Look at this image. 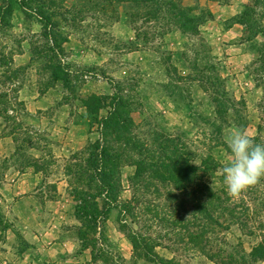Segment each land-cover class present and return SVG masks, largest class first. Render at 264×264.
Listing matches in <instances>:
<instances>
[{"label":"rangeland","instance_id":"374dc122","mask_svg":"<svg viewBox=\"0 0 264 264\" xmlns=\"http://www.w3.org/2000/svg\"><path fill=\"white\" fill-rule=\"evenodd\" d=\"M155 1L161 4L163 0ZM2 2L11 7L8 10L7 4L0 5V136L9 144L6 154L0 159L1 183L8 171L25 174L33 170L21 169L23 160L32 157L47 165L49 171L37 174L36 184L39 187L35 192L39 195L47 191L49 196L54 197V190L65 182L66 187L62 190L70 195L63 173L65 161L98 141V122L108 115L107 111L101 112L97 119L90 115L83 106V102L90 98L85 100L87 94L126 98L134 109L133 123L142 127V135L153 131L171 134L180 146L183 145L180 149L188 156L192 166L212 172L221 169V162L228 157L226 151L230 150L225 138L231 127L242 122L236 115L243 112V104L232 103L230 97H222L226 92L224 71L227 65L216 56L217 46L205 38L207 31L204 26L200 27L198 36L187 37L169 25L171 17L159 14L147 18V14L158 9L157 3L133 5L127 0H0ZM253 2L258 9L262 5L264 8V0ZM173 4L190 10L192 17L204 19L206 23L211 18L210 10L204 9L202 5L206 7V4L200 0H174ZM255 19L262 24L264 11L255 13ZM26 54L28 60L20 59L21 64L26 62L24 67L15 69V58ZM84 60L90 63V68L81 65ZM249 71L264 87L261 65L255 63ZM22 93H28L30 98L38 94L47 101L48 110H37V118L46 115L51 121L56 119V122L66 125L69 130L70 126L83 127L86 123L87 136L84 139L75 136L63 139L54 127L41 132L43 125L41 128L38 123L36 127L32 125L24 99L21 100ZM158 97L167 102L160 106L156 100ZM29 102L33 103V100ZM226 102L228 105L222 109L221 105ZM28 107L33 111L32 106ZM85 111L86 115L82 113ZM261 112L264 115V106H261ZM173 124L175 128L171 130L169 126ZM218 172L220 174L211 181L214 187H210L219 189L217 214L225 218L227 222L221 223L231 230L229 234L220 235L216 246L224 252L232 247L241 257L242 249L249 252L260 244L264 235V185L261 182L241 199L234 200L227 195L223 174ZM133 173V168H123V202L132 198L128 180ZM206 186L205 183L201 185L203 189ZM160 192L162 199L157 201L158 206L160 211H165L167 201L171 199L165 198L166 192L162 189ZM176 196L183 202L196 199ZM148 199L146 196L145 200ZM74 207L76 210L77 205ZM190 207L187 204L186 210L188 208L189 211ZM112 214L103 230L111 246L107 251L109 264H118L116 259H123L124 254L130 257L129 260L123 259L126 264H133L132 247L116 235L122 241L119 251L107 238V233L111 238L114 230L119 229L118 213ZM228 215L242 220V223L229 220ZM141 218L143 234L150 235V231L146 233L144 230L147 218ZM80 229L78 223L74 227L75 238ZM152 232L154 238L157 235V238L163 237L168 232V226L155 224ZM176 232L180 233L178 229ZM216 232L220 233L218 229ZM172 242L175 243V239ZM163 244L168 245L166 242ZM158 252L161 257L175 259L182 264H211L182 250ZM223 258L221 256L220 260Z\"/></svg>","mask_w":264,"mask_h":264},{"label":"trees","instance_id":"16d2710c","mask_svg":"<svg viewBox=\"0 0 264 264\" xmlns=\"http://www.w3.org/2000/svg\"><path fill=\"white\" fill-rule=\"evenodd\" d=\"M173 1L163 0L160 4L155 0H127L133 5L157 3L158 9L147 14V18L159 14L166 15L171 17L168 20L169 25L184 36H198L200 27L204 26L206 21L192 17L190 10L180 8L173 4ZM10 7L9 5L8 10ZM240 21L251 30V40L260 35L264 38V27L255 19V11L244 14ZM256 51L259 53L257 64L264 69V47ZM255 81L257 83L256 78ZM257 85L264 93V87L258 83ZM224 93L221 94L222 97H230L227 92ZM225 105H228V102L221 105L222 109H225ZM83 106L96 119L100 118L101 112L108 113L106 118L98 122L100 130L98 141L90 143L82 152L65 161L63 168L70 197L77 205L74 216L81 225L77 240L83 250H91L93 261L101 264L110 263L107 251L111 246L103 230L112 213L117 212L119 230L132 247L133 264L135 262L182 264L175 259L163 258L158 252L175 253L178 250L184 251L185 254L190 252L193 257L204 258L211 264L264 263V235L260 244L249 252L242 249L241 257L236 255V250L232 247H229L228 252H224L216 246L220 235L229 234L231 230L224 225L227 222L225 218H220L217 214L220 202L219 189L210 187V185L214 187L211 181L219 169L212 172L192 166L188 156L180 149L183 145L180 146L171 134L153 131L149 135H142V127L135 126L131 119L134 109L130 101L122 96L115 95L113 98L91 96L83 102ZM261 106H264V99ZM236 117H239V122L242 121L240 114ZM240 124L242 125V122ZM23 163L21 166L23 171L30 168L35 174L49 172L47 165L40 164L39 160L32 157L23 160ZM124 167L134 169L133 176L128 180L129 191L132 194L128 202L121 199L124 191L122 183ZM202 183L208 187L203 189ZM161 189L166 192L165 198L171 199L167 201L165 211H160L157 202L162 199ZM192 190L195 192L192 193ZM53 193H58L57 188ZM176 194L187 199L191 197L196 199L183 202L179 201ZM146 196L148 200H145ZM147 203L150 204L142 209ZM187 204L191 206L189 211L188 208L186 210ZM141 217L147 218L145 223L148 228L144 227V230L146 233L150 231L151 236L143 234ZM228 218L242 223V220L234 218L233 215H228ZM221 221H224V224ZM155 224L168 226V232L163 237L157 238V234H154L157 235L155 238L152 237V227ZM176 229L180 233H177ZM217 229L220 233L216 232ZM174 239L175 243L172 242ZM221 256H224L223 260H220ZM116 261L118 264L127 263L123 259Z\"/></svg>","mask_w":264,"mask_h":264},{"label":"crops","instance_id":"0c3cea01","mask_svg":"<svg viewBox=\"0 0 264 264\" xmlns=\"http://www.w3.org/2000/svg\"><path fill=\"white\" fill-rule=\"evenodd\" d=\"M200 2L206 4L207 8L201 5L204 9L210 10L211 16L204 25L207 31L204 36L207 41L217 46L216 56L221 57L227 65L224 71L225 90L235 103L243 104V112L240 113L242 126L239 123V126L231 127L228 132L230 134L243 129L256 143H264V115L260 109L264 93L249 71L259 59L256 49L264 47V38L260 35L251 40V30L240 21L246 13L264 11L263 5L258 9L253 0H200ZM1 4L9 6L7 2ZM261 25L264 27V22ZM21 58L28 60L29 56L26 54L15 58V69H21L26 64V62L21 64ZM81 63L83 67H91L87 60ZM22 94L21 100L24 99L32 125L38 123L40 128L43 125L44 129L41 132L54 127L63 139L70 136L84 139L87 136L86 123L83 127L68 125L69 130L66 125L56 122V119L51 121L46 115L37 118V110H48L47 101L38 94L34 98H30L28 93ZM91 95L87 94L85 100ZM30 100H33V103L28 104ZM156 100L160 106L167 102L162 97ZM28 105L32 106L33 111ZM82 113L86 115L87 112ZM165 113L171 116L170 113L166 111ZM53 122L56 124L52 125ZM169 127L171 130L175 128L174 124ZM8 146L9 144L0 136V159L6 154L5 149ZM226 152L228 157L225 162H221L219 169L222 174L223 166L231 159L230 150ZM219 174L218 172L216 175ZM37 177L33 170H28L25 174H18L12 170L8 171L3 182H0V264H101L93 261L91 250H83L77 237L75 238L74 227L78 224L74 216L75 203L70 195L62 190V187H66L65 182L60 184L61 187L57 189L58 193L54 194V197L49 196L45 189L38 195L35 192L38 186ZM114 232L115 236L111 235L112 239L108 233L106 235L115 248L121 250L119 244L122 241L118 240V236L130 245L119 229H115ZM123 259L129 260L130 257L124 254Z\"/></svg>","mask_w":264,"mask_h":264},{"label":"clouds","instance_id":"9594fccd","mask_svg":"<svg viewBox=\"0 0 264 264\" xmlns=\"http://www.w3.org/2000/svg\"><path fill=\"white\" fill-rule=\"evenodd\" d=\"M225 143L231 152L222 168L227 195L239 200L253 187L264 182V143H256L246 130L231 132Z\"/></svg>","mask_w":264,"mask_h":264}]
</instances>
